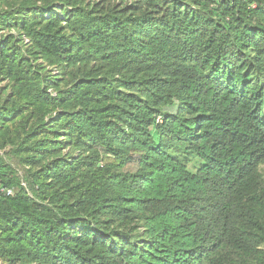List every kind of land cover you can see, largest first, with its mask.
<instances>
[{"label": "trees", "instance_id": "1", "mask_svg": "<svg viewBox=\"0 0 264 264\" xmlns=\"http://www.w3.org/2000/svg\"><path fill=\"white\" fill-rule=\"evenodd\" d=\"M0 192L1 264H264V0H0Z\"/></svg>", "mask_w": 264, "mask_h": 264}, {"label": "built area", "instance_id": "2", "mask_svg": "<svg viewBox=\"0 0 264 264\" xmlns=\"http://www.w3.org/2000/svg\"><path fill=\"white\" fill-rule=\"evenodd\" d=\"M1 192H6L8 195H11V194H12V191H11V190H7V191L2 190ZM1 192H0V193H1Z\"/></svg>", "mask_w": 264, "mask_h": 264}, {"label": "rangeland", "instance_id": "3", "mask_svg": "<svg viewBox=\"0 0 264 264\" xmlns=\"http://www.w3.org/2000/svg\"><path fill=\"white\" fill-rule=\"evenodd\" d=\"M22 173H20V175H21ZM1 264V263H0Z\"/></svg>", "mask_w": 264, "mask_h": 264}]
</instances>
